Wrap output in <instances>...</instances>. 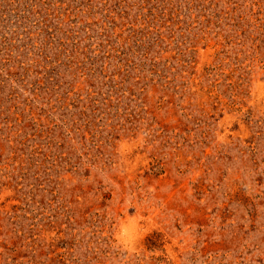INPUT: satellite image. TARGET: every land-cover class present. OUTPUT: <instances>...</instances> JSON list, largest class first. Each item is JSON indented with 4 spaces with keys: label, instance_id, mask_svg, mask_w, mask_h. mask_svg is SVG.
<instances>
[{
    "label": "rangeland",
    "instance_id": "374dc122",
    "mask_svg": "<svg viewBox=\"0 0 264 264\" xmlns=\"http://www.w3.org/2000/svg\"><path fill=\"white\" fill-rule=\"evenodd\" d=\"M0 264H264V0H0Z\"/></svg>",
    "mask_w": 264,
    "mask_h": 264
}]
</instances>
